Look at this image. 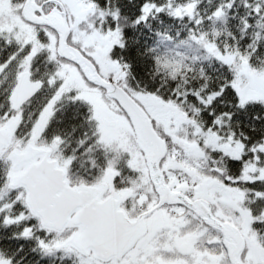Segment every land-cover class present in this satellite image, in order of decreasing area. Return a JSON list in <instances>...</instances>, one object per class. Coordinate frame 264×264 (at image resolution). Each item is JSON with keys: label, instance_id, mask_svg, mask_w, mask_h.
Instances as JSON below:
<instances>
[{"label": "trees", "instance_id": "16d2710c", "mask_svg": "<svg viewBox=\"0 0 264 264\" xmlns=\"http://www.w3.org/2000/svg\"><path fill=\"white\" fill-rule=\"evenodd\" d=\"M86 1L93 6L91 16L99 28L117 30L118 41L109 54L125 67L124 82L118 85L145 109L167 149L197 150L199 173L245 192L254 228L264 244V103L242 101L233 85L235 64L208 49L234 54L250 68L263 70L264 0ZM49 66L34 76L45 85ZM45 85L23 108L21 135L31 129L52 98ZM95 124L87 101L61 97L53 103L38 137L39 144L54 146L56 153L69 159L71 183H99L110 156L98 140ZM219 146L226 150L237 146L238 150L229 153ZM166 153L161 168L169 158ZM249 164L258 170L250 171L256 175L245 179ZM116 167L122 174L114 183L130 188L127 168L121 162ZM10 170L8 158L0 156V191L8 188ZM11 203L7 196H0V207L7 206L6 212L0 210V255L14 264L47 260L55 264L57 257L52 260V254L42 261L40 247L54 235L67 236V231L24 234V220L7 219L18 212ZM32 224L34 230L39 228L37 222Z\"/></svg>", "mask_w": 264, "mask_h": 264}, {"label": "rangeland", "instance_id": "374dc122", "mask_svg": "<svg viewBox=\"0 0 264 264\" xmlns=\"http://www.w3.org/2000/svg\"><path fill=\"white\" fill-rule=\"evenodd\" d=\"M35 1L38 3L44 1V4H47L44 7V11L56 5L49 2L50 0ZM58 1L61 3V11L64 12L66 22L70 27L67 43L79 49L92 61L101 76L122 85L126 75L125 67L113 61L109 54L112 46L118 41L117 30L115 28L111 30L99 28L100 26L94 23L91 16L92 12L95 13L92 8L93 6L86 0ZM26 23L21 16H17L13 12V7L10 5L6 8H0V33L9 40L12 46L16 43L19 44V42L21 45L27 44L28 48L32 51V62L45 63V67L47 66L46 64L51 63L45 90L50 91L52 98H50L49 102L39 113L31 129L23 135H21L24 129V125L22 124L23 110H8V107L3 110V106H0V127L10 129V139L6 146L0 148V156L8 158V153L11 149L21 150L28 143L36 146L41 145L38 143V137L51 116L53 103L58 98L68 97L85 100L90 105L91 118L99 130L98 140L110 154L107 160L104 161L101 177L98 178L97 182L107 183L108 187L105 195H108L110 191L116 192V195L121 199L122 206H125L129 214L132 215L133 210H135L134 213L148 210L155 203V194L148 178L143 153L136 144V139L127 116L117 103L113 102V99L105 95L100 87L91 84L84 78L76 64L58 57L55 49V32L45 26H35ZM208 49L212 53L214 51L215 55L220 59L235 64L236 75L233 85L242 101L253 100L264 103V69L254 70L234 54L223 55L219 50L215 51L210 46H208ZM10 79L12 81L11 84H14L17 74L10 76ZM2 81L3 78H0V85ZM3 96L4 94H1L0 91V105ZM136 98L142 101V97L138 96ZM183 147V150L175 146H170L169 149L166 148V158L168 156L169 158L164 162V166L160 167L163 171L166 184L172 191L189 193L191 198L205 199L216 217L229 221L240 230L245 241L243 259L248 264H264V244L260 240L257 230L254 228L251 211L246 205L245 192L238 187L224 184L214 176L199 173L200 155L198 151ZM219 147L222 150H226L225 146ZM51 148V157L60 166L67 169L69 159L56 153L54 146ZM228 148L226 151L229 153H234L238 150L237 146ZM177 156L178 159H176ZM120 162L127 168V177H131L129 179L130 188H124L123 185L117 186L114 183V179H121L122 172L120 168L116 167ZM175 168H179L180 170L177 171ZM255 170H258V167L252 164L247 165L245 167V171L247 172L243 174V178L250 179V177L255 176L256 174L250 172ZM247 173L251 175L247 176ZM10 174L7 179V186ZM1 195L7 196V200L12 202L11 204L18 211H16L17 213L14 216L7 217V219L9 221L24 220L23 224H28L27 221L30 218V214L28 211H25V206L21 204L23 202L22 192L18 190L8 192L7 189H3L0 191ZM133 206L135 209L132 210ZM6 207L5 204H2L0 210L6 212ZM184 208L177 205L162 206L150 218L156 219L159 217L161 219L159 223L155 224L156 226H151V228L180 231L184 226L189 229L198 227V229L204 231V228L198 225L197 219L192 212L188 208ZM180 212H188L192 216L184 218L180 215H172ZM173 216L176 217L175 221L172 220ZM156 220L159 221V219ZM142 223L146 230L143 218ZM65 237L67 236L54 235L50 240L42 244L46 245L43 253L51 254L54 252L55 245L59 244V241L64 240ZM185 237H177L179 239L178 243ZM209 240L210 242H214L219 240V237L215 233H209ZM60 253L74 258L76 264H92L91 258L88 256L90 253L86 256H77V253L68 248L65 250L64 248L61 249ZM0 264H10V262L0 255Z\"/></svg>", "mask_w": 264, "mask_h": 264}, {"label": "water", "instance_id": "95a60500", "mask_svg": "<svg viewBox=\"0 0 264 264\" xmlns=\"http://www.w3.org/2000/svg\"><path fill=\"white\" fill-rule=\"evenodd\" d=\"M22 15L35 25L53 29L57 34V55L76 64L84 78L101 87L105 95L113 99L125 113L136 144L143 153L148 178L158 198L157 203L140 217L130 219L118 208V200L114 198L116 192L100 200L108 187L107 183L70 185L66 169L50 158V148L28 143L23 149H11L8 153L14 170L9 178V187H24L25 203L30 212L39 218L41 225L56 231H62L68 224L77 226L78 231L71 234L64 245L69 244L84 255L92 251L97 258L107 260L126 251L145 233L144 224L140 220L143 216L162 204H179L190 209L204 224L220 232L230 264H245L241 259L245 241L240 230L232 223L214 216L205 199L189 200L184 193L172 191L166 184L160 168L166 146L154 129L151 118L121 86L103 78L92 61L67 43L70 27L64 12L60 15L53 9L45 14L35 0H25ZM41 87V81H31L28 72L21 73L10 96L11 109L17 110ZM9 139L10 129L0 127V148L6 146ZM37 157L39 160H35Z\"/></svg>", "mask_w": 264, "mask_h": 264}, {"label": "flooded vegetation", "instance_id": "af4514ba", "mask_svg": "<svg viewBox=\"0 0 264 264\" xmlns=\"http://www.w3.org/2000/svg\"><path fill=\"white\" fill-rule=\"evenodd\" d=\"M55 1V2H53ZM49 1L51 3H54L56 5L51 6L49 9L44 11V7L47 5L46 3L44 4V1L41 2H36L37 5L41 6L42 12L43 13H48L51 10H55L56 13L63 15V11H61L62 7L61 3L58 0H53ZM25 0H0V8H6L8 5L13 7V12L17 16H21L23 20L29 24H33L27 20L22 15V7L24 4ZM38 14V12L36 11ZM26 23V24H27ZM35 25V24H33ZM35 26H45V25H35ZM49 28L48 26H45ZM51 29V28H49ZM53 32H55L53 29H51ZM56 33V32H55ZM56 44H57V34H56ZM69 44V43H68ZM56 49V48H55ZM57 54V53H56ZM59 57V56H58ZM61 58V57H59ZM43 64V65H42ZM47 65V64H46ZM77 66V65H76ZM47 67V66H46ZM45 63H38V61L32 62V51L28 48L27 44L21 45L20 42L19 44H12L9 42L8 39H6L1 33H0V78H3V81L0 85V91L1 94H4L3 99H1V107L3 108L8 107L11 109V102H10V96L12 93V90L14 86L16 85L19 76L23 72H28L29 73V78L31 81H41L42 82V87L40 88L39 91H37L32 97H30L27 101H25L17 110H20L24 107H27L28 105L31 104L33 98L42 90V88L45 85V82L41 79H36L34 76L36 74H40L43 72V70L46 68ZM13 74H17V79L15 80L14 84H11L12 81H10V76ZM5 75V76H4ZM10 91V92H9ZM9 93V95H8ZM6 94V96H5ZM8 96V97H7ZM16 111V110H15ZM36 146V145H35ZM39 146H44L50 148V158L51 153H52V148L49 146L45 145H39ZM20 150V149H18ZM54 159V158H53ZM35 160H39V157H37ZM10 161V160H9ZM59 165V164H58ZM60 166V165H59ZM63 167V166H62ZM10 168H11V174L14 172L11 166V161H10ZM65 168V167H64ZM66 169V168H65ZM20 170V169H19ZM10 174V176H11ZM66 175H67V169H66ZM10 178V177H9ZM70 185H78L81 183H71L69 181ZM86 184V183H85ZM18 190L19 192H22L23 194V202H21L22 205L25 206V211L29 212L30 218L28 219V224L26 223L23 224V229H24V234L27 235H35V234H44V232H65L67 231L68 235L67 237L64 238V240H60L59 244L55 245L56 251L52 252L51 254V259L54 260L55 257H57V261L55 264H76L74 258L65 256L64 254H61V249L66 248L72 250L73 252L77 253L76 255H84L81 254L79 251H77L74 247H72L69 244L64 245V241L73 233L78 231V227L75 225L68 224L67 226L64 227L62 231H56L53 229H47L43 227L40 223L39 218L36 215H33L28 206L25 203V189L22 186H18L15 188L9 187V180H8V192H13V191ZM107 190L103 192V194L100 196V200L106 199V197L112 192L110 191L108 195H105ZM154 191V190H153ZM155 194V203H157L158 198L156 193ZM184 195L189 199L193 200L195 197L191 198V195L189 193H184ZM114 198L118 200V208L122 209L126 215L130 219H136L141 216L144 210L141 212H136L134 213L135 209L134 206L132 208L133 214H129L128 210L125 208V206H122L121 199L116 195ZM153 204V205H154ZM21 205V206H22ZM134 205V204H133ZM152 205V206H153ZM181 206L184 207L183 205L179 204H162L159 208L155 209L151 213H149L147 216H143V222L146 225V230L145 233L140 236L134 244L129 247L126 251L121 253L118 256H112L108 258L107 260H101L97 258L92 251H89L90 254L88 256L91 258L92 264H230L227 254H226V249L222 243V236L219 231L210 228L208 225L204 224L203 221L196 217L197 223L201 228H204V231L202 229L197 228H188L184 227L179 231V230H173V229H152L151 226H156V223L160 222L159 219H150L153 217V214L160 209L162 206ZM151 206V207H152ZM138 208V207H137ZM136 208V209H137ZM187 209V208H184ZM191 211L190 209H188ZM131 213V212H130ZM74 214L71 213L70 216ZM172 215H180L183 216L184 218L191 217V213H185V212H180V213H175ZM173 216V217H174ZM142 218L140 219L142 221ZM173 221L176 220V217L172 219ZM192 221H194L192 219ZM191 221V222H192ZM25 222V221H24ZM37 222L38 227L37 229H33V224L32 223ZM195 222V221H194ZM159 225V224H157ZM209 233H215L218 235L219 240L217 241H211L209 240ZM185 234V235H184ZM187 234V235H186ZM180 236H186L184 239H181L180 242L178 243L177 237ZM182 238V237H181ZM46 245H41V250H42V261L47 260L48 254L49 253H43L44 248ZM61 248V249H60ZM87 255V254H86ZM84 255V256H86ZM77 258V257H75ZM241 259L245 264H248L244 259H243V252L241 254ZM47 263L44 264H49L48 260L46 261ZM14 264V263H10ZM51 264V263H50Z\"/></svg>", "mask_w": 264, "mask_h": 264}]
</instances>
